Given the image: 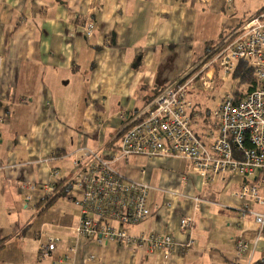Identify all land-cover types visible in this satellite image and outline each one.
<instances>
[{"label": "crops", "instance_id": "crops-1", "mask_svg": "<svg viewBox=\"0 0 264 264\" xmlns=\"http://www.w3.org/2000/svg\"><path fill=\"white\" fill-rule=\"evenodd\" d=\"M263 8L264 0H0V264H34L47 241L57 249L42 264H159L147 248L76 238L80 209L69 196L53 200L54 187L74 179L82 148L118 152L123 113H140L169 84L199 74L193 68ZM200 86H191L197 98ZM198 111L209 125L212 112ZM142 168L154 213L129 233L171 236L167 264L264 260V232L256 244L254 219H241L243 208L263 209L231 195L240 179L205 187L191 163L173 157H135L119 171L136 180ZM185 216L196 222L191 234L180 229ZM239 239L250 244L241 260Z\"/></svg>", "mask_w": 264, "mask_h": 264}, {"label": "built area", "instance_id": "built-area-1", "mask_svg": "<svg viewBox=\"0 0 264 264\" xmlns=\"http://www.w3.org/2000/svg\"><path fill=\"white\" fill-rule=\"evenodd\" d=\"M198 1L204 5L211 2ZM95 30L96 26L88 23L85 27L86 37L92 38ZM240 31L210 51L206 58L211 61L207 66L202 62L193 68L192 71L200 67L202 71L199 74L194 77L185 75L169 84L140 113L134 116L123 113L120 148L112 157L105 158L89 148L81 149L82 157L75 162L76 175L68 182L73 187L68 195L69 200L78 206L82 215L79 227L74 229L76 238H95L100 244L116 241L124 247L147 248L150 254H158L159 264H167L176 248L171 236L150 234L135 237L129 233L130 228L138 226L154 213L148 205L151 188L144 181L145 170L141 169V178L133 180L122 176L119 166L128 165L135 157L149 160L173 157L191 163L192 173L201 178L205 187L216 181L227 183L230 177L240 179L241 187L232 191L231 195L263 209L256 211L247 207L241 211V219L249 215L258 227L256 244L262 240L264 13H259ZM240 61L254 69L261 88L239 102H236L233 94H227L211 113L207 131L201 134L199 130L203 117L191 102L188 89L191 90L196 81L206 90L213 89L214 65L223 73L230 74L237 69ZM209 68L214 70L207 71ZM59 175V171L54 170L53 177ZM180 222L181 231L191 234L196 225L193 217L185 216ZM236 243L235 255L241 260L249 252L250 244L242 239ZM186 246H194L191 238ZM56 249V242L40 243L39 257L34 264H42ZM71 252L74 256L75 250ZM92 260V257L87 259L89 262ZM246 264L252 263L249 261Z\"/></svg>", "mask_w": 264, "mask_h": 264}, {"label": "rangeland", "instance_id": "rangeland-1", "mask_svg": "<svg viewBox=\"0 0 264 264\" xmlns=\"http://www.w3.org/2000/svg\"><path fill=\"white\" fill-rule=\"evenodd\" d=\"M211 53V52H209ZM208 53V54H209ZM207 54V55H208ZM221 71V72H220ZM217 79H219L218 85L214 89L206 90L202 86H200L197 91L201 92L200 97H196L195 95H192L191 92H194L190 89H188L189 96L191 100H194V103H196L198 106V109H200L202 112L208 110L210 112H213L218 102L227 96V94H234L236 91H238V88L240 87V80L235 79L233 77V73L225 74L222 72V70H219ZM194 88V87H193ZM197 109V110H198ZM199 112V111H198ZM200 121V120H199ZM201 129L199 130L200 133H205L207 131L208 125L203 124L204 118L201 119ZM256 209H260L259 207L255 206Z\"/></svg>", "mask_w": 264, "mask_h": 264}, {"label": "trees", "instance_id": "trees-1", "mask_svg": "<svg viewBox=\"0 0 264 264\" xmlns=\"http://www.w3.org/2000/svg\"><path fill=\"white\" fill-rule=\"evenodd\" d=\"M260 13H264V8ZM233 77L240 80V87L238 88V91L233 94L236 98V102H239V100L246 98L250 95V93L261 88V83L259 82L258 78L255 77L254 69L250 66H247L245 62H238L237 69L233 72ZM53 157L57 160L62 159V156L57 153L54 154ZM65 185L66 181H62L54 187L53 200H55V198L66 197L72 192V185H66V187ZM257 264L264 263L258 262Z\"/></svg>", "mask_w": 264, "mask_h": 264}]
</instances>
